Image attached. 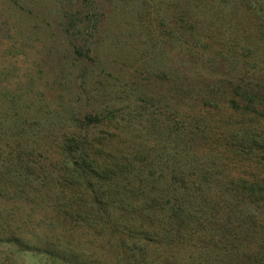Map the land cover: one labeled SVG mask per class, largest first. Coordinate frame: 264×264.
Returning <instances> with one entry per match:
<instances>
[{
	"label": "rangeland",
	"instance_id": "rangeland-1",
	"mask_svg": "<svg viewBox=\"0 0 264 264\" xmlns=\"http://www.w3.org/2000/svg\"><path fill=\"white\" fill-rule=\"evenodd\" d=\"M262 78L264 0H0V186L33 196L40 181L64 176L63 141L82 138L121 171L99 191L156 196L171 179L194 194L186 241L160 264H256L261 211L251 209L254 225L240 222L228 201L232 179L264 180L263 98L237 90ZM4 192L0 264H68L24 254L14 238L73 244L93 264H135Z\"/></svg>",
	"mask_w": 264,
	"mask_h": 264
},
{
	"label": "trees",
	"instance_id": "trees-1",
	"mask_svg": "<svg viewBox=\"0 0 264 264\" xmlns=\"http://www.w3.org/2000/svg\"><path fill=\"white\" fill-rule=\"evenodd\" d=\"M245 86L246 88H237L242 96L254 95L257 99L263 98L261 103L264 106V78ZM89 121L93 122L90 118ZM60 151L63 177L55 174L51 181H40L39 189L33 196L22 193L15 197L12 192L6 190L4 184L0 189L7 192L5 195L8 198H19L23 208L31 205L32 214L44 211L41 215L42 221L47 220L48 214L51 216L55 213L54 221L65 216L67 221L92 232L93 237L100 236L99 239L102 237L113 242L117 250L119 249L120 257L125 256V253L129 254L136 259L135 264H160L162 254L168 255L182 241H186L184 237H187L186 228L192 225L190 213L195 197L192 192L189 195L187 190L180 186L182 180L169 179L167 183L171 185L170 190L163 189L156 196L144 195L138 186L137 193L101 192L99 190L112 187H107L108 181L115 180L121 171L112 168L107 170L108 167L100 163L99 156L92 152V148L82 138L65 139L60 145ZM26 170L29 172V167ZM26 181H22L23 188ZM230 182L234 189L228 201L230 216L235 220L240 219V222L254 225L256 218L251 215V209L260 210L259 219L264 230V180L240 178ZM50 186L53 190L50 188L44 193L43 190ZM139 186L144 188L142 184ZM75 189H84L87 192H75ZM66 205H78L80 210L68 208ZM239 213L242 215L237 216ZM243 216L246 217L244 221ZM261 234L264 237V231ZM39 239L46 240L42 237ZM14 241L24 254L39 253L68 264H93L88 261V252L80 249L78 251L73 244L46 241L44 244L38 242L42 245V248H38L21 238H14ZM154 244L159 247L147 250V246ZM255 255L253 262L264 264L263 254L260 258L257 252Z\"/></svg>",
	"mask_w": 264,
	"mask_h": 264
}]
</instances>
